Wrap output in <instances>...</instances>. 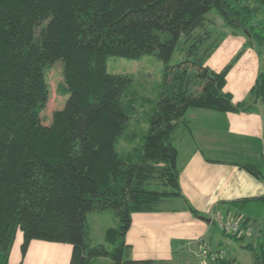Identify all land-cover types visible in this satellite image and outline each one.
Masks as SVG:
<instances>
[{
	"label": "trees",
	"instance_id": "trees-1",
	"mask_svg": "<svg viewBox=\"0 0 264 264\" xmlns=\"http://www.w3.org/2000/svg\"><path fill=\"white\" fill-rule=\"evenodd\" d=\"M211 11L246 36L242 50L218 71L205 60L226 33L208 28ZM247 47L257 49L263 66L246 99L233 102L223 89L226 75ZM176 49L182 58L170 64ZM146 54L162 63L158 100L141 142L118 153L121 135L136 138L124 135L131 76L108 73L106 62ZM55 63L62 71L58 91L67 97L45 125V72ZM259 103L264 0H0V264H11L17 231L22 255L30 240H42L70 244L69 264L100 257L113 264H167L129 258L125 236L133 213L156 212L164 201L182 198L172 134L188 109L253 112ZM239 167L264 177L260 166ZM249 201L236 204L234 216L243 215L239 229L219 231L264 264V231L256 244L241 234L257 219ZM104 210L116 217L104 231L109 247L91 243L86 220L88 212ZM218 251L208 264H241L226 249Z\"/></svg>",
	"mask_w": 264,
	"mask_h": 264
},
{
	"label": "crops",
	"instance_id": "crops-1",
	"mask_svg": "<svg viewBox=\"0 0 264 264\" xmlns=\"http://www.w3.org/2000/svg\"><path fill=\"white\" fill-rule=\"evenodd\" d=\"M245 42L227 34L205 60V65L214 71L220 70L242 50ZM257 54L247 47L227 73L223 89L231 94L233 102L246 99L260 70ZM262 107L257 105L253 112L238 113L205 109L186 111L184 122L172 134V143L178 151L182 198H177L178 204L165 205L174 203L175 198L164 201L156 212L131 215V225L125 236L130 245L129 258L166 260L173 264L178 256V263L199 264L195 257L183 253L187 245L225 248L229 254L223 242L229 237L216 228L212 219L234 216L236 204L243 200H250L254 208L252 213L257 216L249 224L264 227V177L257 179L239 167V164L260 166L264 175ZM22 239L21 231H17L8 256L11 264H69L70 244L30 240L22 255ZM94 260L98 264H113L105 257L92 259L91 263Z\"/></svg>",
	"mask_w": 264,
	"mask_h": 264
},
{
	"label": "rangeland",
	"instance_id": "rangeland-1",
	"mask_svg": "<svg viewBox=\"0 0 264 264\" xmlns=\"http://www.w3.org/2000/svg\"><path fill=\"white\" fill-rule=\"evenodd\" d=\"M208 28H211L214 25L213 31L215 34L220 32H225L226 35H234V37L242 38L246 41V36L240 31H232L223 26V23L220 17L215 14L213 11L207 14ZM239 40V39H238ZM241 40V39H240ZM239 40V41H240ZM237 41V39H235ZM257 51V49H254ZM258 52V51H257ZM259 58V69L263 66L262 64V55ZM182 58L176 49L172 54L170 59V64L177 63ZM106 71L108 73H121L128 74L131 76V85L129 90L126 93L124 101L126 103V111L129 115V120L127 122V127L125 129L124 135H135V140L132 142L126 141L121 135L118 138L116 143V150L118 153H123L131 149L134 145L141 142V137L148 128V117L152 114L156 102L158 100V94L160 91V84L162 82V63L157 57L153 54L142 55L136 59H127L123 57H114L110 56L106 62ZM45 81L48 86V97L45 103L43 110L40 112V120L43 124L47 125L51 122L52 113L55 110L60 109L67 96L60 94L58 91L59 85L62 83V71L60 63H55L51 65L45 72ZM260 106L264 105L258 104ZM191 110V109H189ZM173 200V199H172ZM174 203H165V205L178 204L180 201L175 198ZM214 217L212 222L215 224L218 230H229L225 226L219 224V221L228 220L236 221L241 225L243 220V215L231 217H217L221 218L219 221ZM86 220L88 224V234L92 244H104L106 247H109L107 243L104 242V231L106 228L114 226L116 224V217L111 211H90L86 215ZM253 223L248 224V228L245 231H241V234H244V239L253 242L256 237L261 236L264 227L260 225L252 226ZM243 227V226H242ZM263 228V230H262ZM249 229V230H248ZM227 232V231H226ZM229 232V231H228ZM223 242L227 245L229 255L233 256L241 264H255L253 257L249 250L241 248L239 243L231 238H224ZM183 253L190 255V257H195L199 264H207L208 261L212 258V251H220L224 253L225 248L208 246V245H187L186 248H183ZM210 250V251H209ZM218 251V252H219ZM217 256V255H216ZM179 257H182L181 255ZM96 259V258H94ZM178 256L174 258L173 264L178 263ZM169 264L166 260H161ZM91 264H98L94 260Z\"/></svg>",
	"mask_w": 264,
	"mask_h": 264
},
{
	"label": "built area",
	"instance_id": "built-area-1",
	"mask_svg": "<svg viewBox=\"0 0 264 264\" xmlns=\"http://www.w3.org/2000/svg\"><path fill=\"white\" fill-rule=\"evenodd\" d=\"M215 219H218L217 221H219L221 218L216 217ZM219 224L222 226H225L226 228H228L230 230H238L239 229V224L236 221L223 220V221H219ZM211 256H214V254L212 253Z\"/></svg>",
	"mask_w": 264,
	"mask_h": 264
}]
</instances>
